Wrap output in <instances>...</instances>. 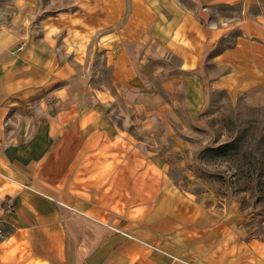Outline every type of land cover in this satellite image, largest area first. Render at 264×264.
Masks as SVG:
<instances>
[{"label":"crops","instance_id":"crops-1","mask_svg":"<svg viewBox=\"0 0 264 264\" xmlns=\"http://www.w3.org/2000/svg\"><path fill=\"white\" fill-rule=\"evenodd\" d=\"M214 91L264 105V0H0V264H264L136 131Z\"/></svg>","mask_w":264,"mask_h":264},{"label":"rangeland","instance_id":"rangeland-1","mask_svg":"<svg viewBox=\"0 0 264 264\" xmlns=\"http://www.w3.org/2000/svg\"><path fill=\"white\" fill-rule=\"evenodd\" d=\"M162 110L166 120H153L150 133L136 129L138 137L165 155L181 189L237 201L245 237L264 241V105L214 91L199 112L172 102Z\"/></svg>","mask_w":264,"mask_h":264},{"label":"built area","instance_id":"built-area-1","mask_svg":"<svg viewBox=\"0 0 264 264\" xmlns=\"http://www.w3.org/2000/svg\"><path fill=\"white\" fill-rule=\"evenodd\" d=\"M3 237H4V231H3L1 224H0V242L3 239Z\"/></svg>","mask_w":264,"mask_h":264},{"label":"trees","instance_id":"trees-1","mask_svg":"<svg viewBox=\"0 0 264 264\" xmlns=\"http://www.w3.org/2000/svg\"><path fill=\"white\" fill-rule=\"evenodd\" d=\"M250 171V170H249Z\"/></svg>","mask_w":264,"mask_h":264}]
</instances>
